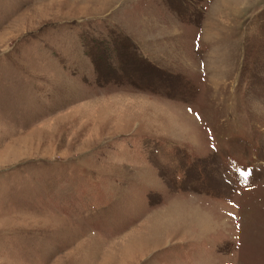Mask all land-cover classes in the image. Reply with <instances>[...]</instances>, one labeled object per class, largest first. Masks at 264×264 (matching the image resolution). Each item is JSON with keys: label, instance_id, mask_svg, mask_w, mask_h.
Masks as SVG:
<instances>
[{"label": "rangeland", "instance_id": "obj_1", "mask_svg": "<svg viewBox=\"0 0 264 264\" xmlns=\"http://www.w3.org/2000/svg\"><path fill=\"white\" fill-rule=\"evenodd\" d=\"M0 264H264V0H0Z\"/></svg>", "mask_w": 264, "mask_h": 264}, {"label": "trees", "instance_id": "obj_2", "mask_svg": "<svg viewBox=\"0 0 264 264\" xmlns=\"http://www.w3.org/2000/svg\"><path fill=\"white\" fill-rule=\"evenodd\" d=\"M127 51H128V50H127ZM129 53H130V50L128 51V54H129ZM131 53H132V52H131ZM133 67H134V66H133ZM141 67L149 68V70L152 69V67H151V65H150L149 62L146 63L145 61L142 60V61H139V62H138V66H137V67H134L136 71H131V70H130V71H131L132 73L135 72L134 74H136V75L140 74L141 76H143V75H144V72H141V73H140V70H139ZM131 72H128V73H130V74L132 75Z\"/></svg>", "mask_w": 264, "mask_h": 264}, {"label": "snow or ice", "instance_id": "obj_3", "mask_svg": "<svg viewBox=\"0 0 264 264\" xmlns=\"http://www.w3.org/2000/svg\"><path fill=\"white\" fill-rule=\"evenodd\" d=\"M241 175L247 177L248 173L247 172H242Z\"/></svg>", "mask_w": 264, "mask_h": 264}]
</instances>
